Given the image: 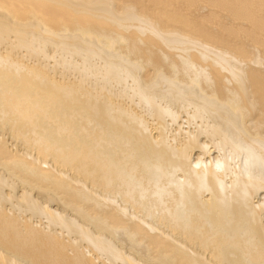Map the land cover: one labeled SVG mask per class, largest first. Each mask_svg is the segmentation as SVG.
Returning <instances> with one entry per match:
<instances>
[{"label": "bare ground", "instance_id": "1", "mask_svg": "<svg viewBox=\"0 0 264 264\" xmlns=\"http://www.w3.org/2000/svg\"><path fill=\"white\" fill-rule=\"evenodd\" d=\"M113 1L0 0V264H264V0Z\"/></svg>", "mask_w": 264, "mask_h": 264}, {"label": "rangeland", "instance_id": "2", "mask_svg": "<svg viewBox=\"0 0 264 264\" xmlns=\"http://www.w3.org/2000/svg\"><path fill=\"white\" fill-rule=\"evenodd\" d=\"M85 1H91V0H85ZM129 2H134V3H136V5H137V13L139 14V13H144L143 11H146L147 12V14H148V17L149 18H153L152 20H155L156 18H154V11L155 10H157V9H164V7H163V5H157V6H155L154 5V3L151 1V0H125L124 2H115V1H113V4L117 7V8H119L120 9V13L122 12L121 11V6H125L127 3H129ZM210 6H208V8H206V9H201V10H197V9H195V8H191V9H189V10H186V12H183L182 11V14L183 15H185L186 16V18H191V17H197L198 15H200V16H203V17H207L208 16V14H210V13H212V12H214V13H219L215 8H209ZM168 12L170 11H173V7H170V8H168V9H166ZM210 12V13H209ZM130 15H134L133 13H127V17L128 16H130ZM222 19H224V20H222ZM222 19H220V20H222L221 21V23L219 22L218 24H220V25H218L217 27H213V26H215V25H213V26H211L210 27V30H212V31H214V32H216V31H222V29L224 28V26L226 27L227 25L226 24H229L228 22H227V19H225V18H222ZM157 20V19H156ZM219 20V21H220ZM240 23L241 22H236V23H233V25L234 26H236V25H239V27L240 28H242L241 26H240ZM243 23H245V24H247V25H244ZM243 24V25H242ZM242 26L244 27L245 26V28L247 29L249 26V24L248 23H246V22H242ZM176 26V25H175ZM229 26V25H228ZM227 26V27H228ZM248 26V27H247ZM226 27V28H227ZM230 27V26H229ZM238 27V28H239ZM218 28V29H217ZM245 28H243V29H245ZM250 28V27H249ZM242 30V29H241ZM242 35H240V36H242V37H244L243 36V33H241ZM257 36H260L259 38L261 39V40H263V42H261V44L263 45V46H261L260 48H259V50L262 52V54H263V57H264V34H262V33H260V32H258L257 33ZM245 39V38H244ZM244 39H240V40H235L233 37H230V41L228 42H226V44H229V45H234V44H237L236 46L237 47H239L238 46V44H239V41H242V42H246V40L249 42L248 44H251L252 42H254L253 40H251V38L250 37H247L245 40ZM250 40H251V42H250ZM256 47H257V45H256Z\"/></svg>", "mask_w": 264, "mask_h": 264}]
</instances>
